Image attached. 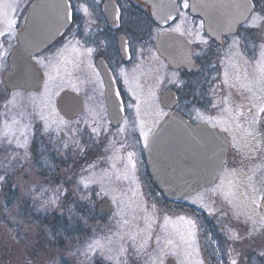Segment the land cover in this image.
<instances>
[{
  "label": "rangeland",
  "instance_id": "obj_1",
  "mask_svg": "<svg viewBox=\"0 0 264 264\" xmlns=\"http://www.w3.org/2000/svg\"><path fill=\"white\" fill-rule=\"evenodd\" d=\"M254 2L251 19L221 47L207 37L201 21L186 11L173 27L160 29L131 3V27L137 25L142 33L132 36L131 65L125 73L122 70L131 102L126 97L128 111L120 127H113L106 116L91 57L41 61L45 83L39 93L6 91L0 76V176L9 177L0 181V189L10 180L22 198L69 219L95 209L100 217L87 216L89 229L71 245V252L79 253L85 264H165L169 256L176 264H231L232 259L236 264H264V217L251 203L253 198L261 203L264 191V144L253 122L261 115L259 107H264V82L259 80L264 69V0ZM81 11L86 21L97 22L100 17L95 9L92 15L82 7ZM167 30L185 37L195 58L202 61L212 54L196 77L171 70L154 51V40ZM234 40L239 44L234 45ZM208 69L212 77L207 84ZM257 81L263 89L254 88ZM65 89L84 99L83 112L72 120L64 119L55 106ZM169 89L181 96L177 109L194 120L227 127L231 143L228 163L216 185L185 201L165 203L146 175L140 124L143 131L151 130L150 136L165 117L160 112L167 113L159 98ZM203 94L213 99L209 106L197 102ZM17 143H26V148L16 147ZM82 179L88 182L87 188L79 183ZM101 189L107 195H97ZM101 198L111 205L108 215L96 209ZM193 199L204 208L191 204ZM75 206L78 209L73 212ZM18 207L7 215L10 222ZM181 216L195 219L196 229L181 221ZM0 231V256L9 251L18 256L16 264H30V256L21 254L23 246L15 247L8 233ZM96 240L103 249H89Z\"/></svg>",
  "mask_w": 264,
  "mask_h": 264
},
{
  "label": "water",
  "instance_id": "obj_2",
  "mask_svg": "<svg viewBox=\"0 0 264 264\" xmlns=\"http://www.w3.org/2000/svg\"><path fill=\"white\" fill-rule=\"evenodd\" d=\"M149 8L153 23L160 27L174 22L178 16L176 0H137ZM190 13L202 20L205 34L217 43L222 38L234 35L237 28L244 24L252 14L254 7L251 0H188ZM68 8V7H67ZM57 6L50 11L49 20L54 27L65 28L69 21V10ZM44 44H40V49ZM156 50L172 69L185 68L194 71L192 47L185 39L173 32L158 37ZM25 63L14 62V69L4 78L8 91L22 89L27 92H40L44 83V75L32 67L29 76L22 75L26 70ZM21 67H24L23 69ZM22 69V70H20ZM103 73V70H101ZM104 74V73H103ZM105 76V75H104ZM108 116L113 126L121 124L123 112L116 119L117 99L108 86ZM178 103L173 90L166 91L160 98L163 108L171 110ZM56 108L67 120L82 112V101L72 92L63 91L56 101ZM259 131L264 139V122L260 123ZM216 132L222 138L216 143L210 133ZM64 138V135H61ZM226 141V143H225ZM229 150V137L225 132L213 129L201 123L192 125L178 112L171 111L156 127L148 146L144 151L145 166L153 187L168 201L183 200L203 187H209L218 180ZM221 161L223 165L221 166ZM264 204V201H262ZM102 214H110L112 208L106 199L97 203ZM264 217V208H261ZM166 264H176L172 258Z\"/></svg>",
  "mask_w": 264,
  "mask_h": 264
},
{
  "label": "flooded vegetation",
  "instance_id": "obj_3",
  "mask_svg": "<svg viewBox=\"0 0 264 264\" xmlns=\"http://www.w3.org/2000/svg\"><path fill=\"white\" fill-rule=\"evenodd\" d=\"M131 3L135 7L140 8L150 22L160 29L173 27L178 21L179 16L182 14V11H186L191 18L201 21L199 18L191 15L188 0L187 8L183 7L185 0H176L178 17L173 23L164 27H160L153 23L149 15V8L137 0H122V2L119 0H0V33H4V35H0V66L2 69L0 70V76L2 77V80L4 81L5 76L14 69V62L21 64L25 63L27 65L25 71L22 70L24 67H21L22 69H20L24 76H29V73L32 72V67H35L40 70L45 77V72L40 68L41 61L50 60L51 58H57L60 56L68 58H76L80 56L82 59L91 57L94 69L98 76L100 89H102L101 96L108 120L107 89H109V85H112L111 89L113 92L116 90L121 92V99L125 105L123 111L124 120L128 111L126 99L129 98V101L131 102V96L126 89L123 80L125 75H122V70H124L125 73L128 66L131 65V40H133L134 36L136 37V34L142 33L137 31V25L131 27ZM251 3L253 4V7L255 6L256 8L254 0H251ZM57 6H62V8L68 7L67 9L73 17V20L71 22L69 21V24L63 29L56 26L54 27L49 20L50 11H55ZM81 7L86 10L88 15H92L94 9L99 11L100 17L98 21L96 22L94 18L92 21H86V17L81 11ZM255 8L253 11L254 13ZM8 20L15 21V24L12 25L11 28L8 26ZM243 27L244 25L239 27V29ZM167 32L177 33L172 30H167L164 33ZM162 34L158 35L154 40V51L157 55L156 41ZM142 39H144V37ZM228 40L229 37H225L223 43L220 45L216 44L213 40L211 41L218 45V47H221ZM257 43H260V41H256V44ZM40 44H44L42 49L39 48ZM88 48L93 49V51L91 53L87 52L86 49ZM125 50H127V53ZM207 56L208 58L205 59L203 57L201 61L198 58H195L193 53L194 66L196 68L193 72H189L183 68L174 70L168 65L167 66L173 71L181 72L184 76L189 75L196 77L198 71L202 68L201 65L205 66L208 64L212 54L211 56L207 54ZM101 70H103L104 74ZM208 72L207 84L212 77V72L209 69ZM259 83L260 82L257 81L254 84V88L258 86ZM258 89H263V87L261 88L258 86ZM66 90L76 93L71 89ZM17 91L33 93L24 90ZM76 94L82 100L84 109L83 97L78 93ZM176 94L178 96L179 105L181 96L178 92H176ZM201 100L204 102L203 105L208 104V106L210 100L213 102V99L210 96L205 97L204 94L201 96V99H197V102H201ZM177 107H175V110L183 117L187 118L191 124L204 123V120H194L185 114L183 110L177 109ZM260 116H263V114ZM121 125L117 127H120ZM207 125L211 126L210 123H207ZM228 160L229 155L225 162V166L228 163ZM206 189L208 188H202L199 192Z\"/></svg>",
  "mask_w": 264,
  "mask_h": 264
},
{
  "label": "trees",
  "instance_id": "obj_4",
  "mask_svg": "<svg viewBox=\"0 0 264 264\" xmlns=\"http://www.w3.org/2000/svg\"><path fill=\"white\" fill-rule=\"evenodd\" d=\"M261 7L263 9L261 13L264 15V4ZM160 198L162 197L160 196ZM17 205L19 206L18 213L10 222L6 219L7 215ZM77 209L78 207L75 206L73 212ZM89 215L95 219L100 217L95 209L87 210V214H83L81 217L69 219L64 214L59 215L51 210L41 208L40 205L33 204L32 199L22 198L10 180H5L2 189H0V228L8 233L6 237L15 247L19 243L23 246L21 254H25V257L30 256V264H85L79 253L76 255L71 252V245L76 239L81 238V233L86 231V227L89 229L85 222ZM0 234H2L1 231ZM0 253L2 252L0 251ZM16 258L18 256L7 251L0 256V264L1 261L16 264ZM92 264H97V262Z\"/></svg>",
  "mask_w": 264,
  "mask_h": 264
},
{
  "label": "snow or ice",
  "instance_id": "obj_5",
  "mask_svg": "<svg viewBox=\"0 0 264 264\" xmlns=\"http://www.w3.org/2000/svg\"><path fill=\"white\" fill-rule=\"evenodd\" d=\"M183 7H185V8L188 7L187 0H185V3L183 4ZM66 18H67V20L70 21V22L73 20V17H72L71 15H67ZM14 24H15V21H14V20H8V26H9V28H11L12 25H14ZM202 26H203V25H201V27H202ZM250 27H251V25H250ZM177 30H178V29H177ZM9 34H10V33H9ZM0 35H4V33H0ZM233 44H234V45H238V44H239V41H238V40H234V41H233ZM86 50H87V52H89V53H91V52L93 51V49H91V48H88V49H86ZM125 51H126V53H127V50H125ZM5 55H6V53H5ZM197 55H198V54H197ZM129 58H130V57H129ZM38 62H39V61H38ZM259 80H260V82H264V69H261V70H260ZM114 96H115V98L117 99V103H116V109H117V112H116V119H119V118H120V115H119V114H120L121 112L124 111L125 105L123 104V101H122V99H121V92H120L119 90H116V91L114 92ZM5 107H7V105H5ZM258 113H259V114H264V107H259V109H258ZM160 115H161V116H164V115H167V113H164L163 111H161V112H160ZM41 119H43V117H41ZM203 122L206 123V124H207V123H211V127H212L213 129H216V128H217V124H216L215 122H211V121H203ZM253 122H254V123H257V124H260V123L264 122V116L257 115V116L255 117V119H254ZM77 123H79V121H77ZM140 128H141L140 135L143 137L145 147H147L148 144H149V134H150V131H151V130H149V131H147V132H146V131H143V128H144V124H143V123L140 124ZM47 130H48V128H47V125H46V126H45V131H47ZM121 131H123V129H121ZM92 132H93V134H98V130H97L96 128H92ZM220 132H229V129H228L227 127H224V128H221V129H220ZM21 135H24V132H21ZM210 135H211L212 139H213L216 143H220V141H221L222 138L219 136L218 133L213 132V133H210ZM250 135H251V133H250ZM25 139H26V136H25ZM7 142H8L9 144H11V143H12V140H8ZM261 142L264 143V139H262ZM225 143H226V141H225ZM16 147H18V148H26V143H17ZM253 147H254L255 150L259 151V146L254 145ZM26 155H27V154H25V157H26ZM222 165H223V161H221V166H222ZM133 167H134V165H133ZM4 179H5V177L0 176V181H3ZM79 183H80V184H83L84 187H86V188L88 187V182L84 181L83 179H82ZM252 191L255 193V192L257 191V189L253 188ZM97 195H107V193L104 192L103 189H101V191H100L99 193H97ZM244 195H247V193H245ZM259 199H260L261 201H264V194H261L260 197H259ZM113 202H115V201H113ZM52 203H55V201H52ZM190 203L193 204V205H197V207H198L199 209H203V208H204V205H203V204H197V200H195V199L191 200ZM251 203H252L256 208H264V204L257 203V200H256L255 198H253V199L251 200ZM209 214H211V213H209ZM179 219H180L181 221H185V220H187V223L190 225L191 229H193V230L196 229V227H197V222H196L195 219H189V218H186V217H184V216L179 217ZM125 223H126V221H125ZM189 235L192 236V237H194V236H195V231H191V232L189 233ZM230 238H232V239H238V237H230ZM157 239L159 240V238H157ZM169 243H171V241H169ZM88 247H89V249H92L93 251H95L96 249H103V244H101V242H100L99 240H96V241H94L93 243L89 244ZM217 250L219 251V249H217ZM121 251H124V250L121 249ZM105 258H106V259H109V260L112 259V257H105ZM201 264H203V262H201ZM231 264H236V260H235V259H232Z\"/></svg>",
  "mask_w": 264,
  "mask_h": 264
}]
</instances>
